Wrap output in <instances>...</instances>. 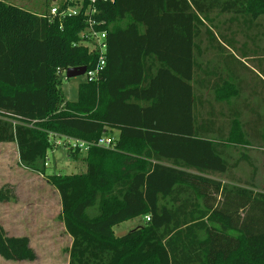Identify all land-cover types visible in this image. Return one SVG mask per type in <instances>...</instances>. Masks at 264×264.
Masks as SVG:
<instances>
[{
	"label": "trees",
	"instance_id": "1",
	"mask_svg": "<svg viewBox=\"0 0 264 264\" xmlns=\"http://www.w3.org/2000/svg\"><path fill=\"white\" fill-rule=\"evenodd\" d=\"M96 7L94 18L104 23L97 30L108 34L107 66L70 102L63 73L95 70L99 59L79 45L84 11L51 21L48 12L0 0V144H15L20 165L58 192L72 240L68 264H264L259 170L247 152L236 157L240 146L264 145V114L252 103L264 98V0H114ZM240 33L253 49L241 45ZM247 64L259 70L249 100L242 99ZM104 137L115 139L112 148L84 153L65 144ZM59 141L71 157L85 156L86 173L47 174ZM243 163L251 182L234 174ZM223 176L238 185L217 180ZM9 200L1 190L0 204ZM137 219L142 226L115 235ZM0 258L32 263L36 254L29 238L9 237L0 223Z\"/></svg>",
	"mask_w": 264,
	"mask_h": 264
},
{
	"label": "rangeland",
	"instance_id": "2",
	"mask_svg": "<svg viewBox=\"0 0 264 264\" xmlns=\"http://www.w3.org/2000/svg\"><path fill=\"white\" fill-rule=\"evenodd\" d=\"M8 3L22 2L21 0H3ZM57 4V3H56ZM56 4L52 0H26L21 4L36 14L42 15L47 8L50 9ZM226 18H221L223 22ZM234 30H237L236 28ZM242 30V28H238ZM261 36L258 39L261 48V55L264 56V17L261 21V28L258 31ZM254 36V35H252ZM241 45L249 44V49H253V43L247 42L245 33L239 34ZM260 51V50H259ZM208 59H211L209 57ZM252 72L244 74V81L248 84L243 86L242 99L249 100L252 88L259 82L256 77L259 70L252 64H247ZM253 80V81H252ZM87 81V76H81L74 79H64L62 83V92L66 100L75 102L78 100V90L82 83ZM211 95L207 93V96ZM239 104L237 99H233L232 104ZM253 105L261 109L264 114V98L257 97L252 100ZM250 115L245 113L243 117L248 120ZM259 144H262L261 141ZM247 152L256 162L258 167V176L256 186L258 191H264V145L251 146L247 148L239 147L236 151V157L239 153ZM84 157L78 159L69 155L67 147L57 146L53 153L49 154L47 174L54 172L63 175H78L86 173L87 166ZM251 169L245 163L235 171V176L242 182H248ZM228 185H236L235 182H229L226 176L219 178ZM232 183V184H231ZM9 195V202L0 204V223L6 230L9 237H27L30 239L31 248L36 254V260L32 263H8L0 258V264H68V249L72 240L66 233L65 227L60 220L62 212L61 200L58 192L48 183L47 177L33 173L19 163L18 149L15 144L0 145V191ZM95 214V212L93 213ZM143 225L142 219L126 222L114 229L117 237L125 236Z\"/></svg>",
	"mask_w": 264,
	"mask_h": 264
},
{
	"label": "built area",
	"instance_id": "3",
	"mask_svg": "<svg viewBox=\"0 0 264 264\" xmlns=\"http://www.w3.org/2000/svg\"><path fill=\"white\" fill-rule=\"evenodd\" d=\"M89 6L85 9V0H58V3L49 9L48 16L51 21L56 18L61 20L67 17H79L83 14L88 17L87 27L81 33V42L79 45L87 47L91 53L97 52L99 54V59L95 70L86 72L87 80L94 81L98 80L102 72H104L107 66V32L98 31L97 27H100L104 23H99L94 17L98 14L97 4L111 3L114 0H88ZM62 28V27H61ZM66 78V71L63 73ZM115 139L113 137L101 138L97 143H86L82 141L66 140L65 144L71 145L74 148L80 149L81 152L87 153L89 149L93 146L102 148H112ZM64 144L62 141L58 142V146ZM149 221V219H147Z\"/></svg>",
	"mask_w": 264,
	"mask_h": 264
},
{
	"label": "crops",
	"instance_id": "4",
	"mask_svg": "<svg viewBox=\"0 0 264 264\" xmlns=\"http://www.w3.org/2000/svg\"><path fill=\"white\" fill-rule=\"evenodd\" d=\"M3 1V0H2ZM22 1V0H21ZM23 1H26V0H23ZM23 1L22 2H17L16 1V3H8V2H6L7 4H10V5H15V6H17V7H20V8H22V9H26V10H28L27 8H26V6H22L21 4L23 3ZM53 1V3L54 4H56V3H58V0H52ZM5 2V1H4ZM49 11V9L47 8V10H46V12H48ZM0 145H3V144H0ZM248 156L254 161V163L256 164V162H255V160L248 154ZM246 164V163H245ZM248 165V164H247ZM249 166V165H248ZM249 168H250V166H249ZM251 169V168H250ZM259 170V169H258ZM251 173H252V170H251ZM251 173H250V178H249V181L248 182H251ZM234 174H235V171H234ZM257 176H258V174H257ZM217 180H219V181H221L220 179H217ZM229 182H235V181H233V180H231V179H227ZM256 180H257V178H256ZM222 182H223V184H227V183H225V181H223L222 180ZM231 183V184H232ZM236 183V182H235ZM237 184V183H236ZM238 185V184H237ZM233 186V185H232ZM257 191H258V189H257ZM259 192H262V193H264V191H259ZM70 237V236H69ZM122 237V236H121ZM8 263H11V262H8ZM12 263H14V262H12ZM22 263H25V262H22ZM27 263V262H26Z\"/></svg>",
	"mask_w": 264,
	"mask_h": 264
},
{
	"label": "water",
	"instance_id": "5",
	"mask_svg": "<svg viewBox=\"0 0 264 264\" xmlns=\"http://www.w3.org/2000/svg\"><path fill=\"white\" fill-rule=\"evenodd\" d=\"M86 72H87L86 67L68 69L66 71V79H74L77 77L85 76Z\"/></svg>",
	"mask_w": 264,
	"mask_h": 264
}]
</instances>
